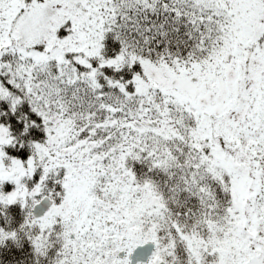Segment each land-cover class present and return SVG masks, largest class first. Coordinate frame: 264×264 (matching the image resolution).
I'll return each mask as SVG.
<instances>
[{"label": "snow or ice", "instance_id": "snow-or-ice-1", "mask_svg": "<svg viewBox=\"0 0 264 264\" xmlns=\"http://www.w3.org/2000/svg\"><path fill=\"white\" fill-rule=\"evenodd\" d=\"M0 264H264V0H0Z\"/></svg>", "mask_w": 264, "mask_h": 264}]
</instances>
